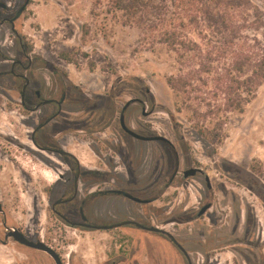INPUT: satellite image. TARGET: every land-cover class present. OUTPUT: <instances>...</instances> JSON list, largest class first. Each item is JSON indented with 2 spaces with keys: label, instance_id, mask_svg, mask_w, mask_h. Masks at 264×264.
Wrapping results in <instances>:
<instances>
[{
  "label": "rangeland",
  "instance_id": "1",
  "mask_svg": "<svg viewBox=\"0 0 264 264\" xmlns=\"http://www.w3.org/2000/svg\"><path fill=\"white\" fill-rule=\"evenodd\" d=\"M251 1L264 12V0ZM0 2L6 5L3 16L16 19V29L32 47L29 56L34 67L29 78L48 89L52 83L58 97L61 91L67 95L68 113L63 116L72 127L91 126L94 115L88 111L95 107L104 113L100 117L106 130L101 132L106 137L114 138L113 128L118 126L111 125L110 117L118 119L123 113L129 129L169 141L163 149L122 136L116 156L120 186L140 202L124 198L100 202L93 211H115L122 219L133 217L164 229L187 255L160 234L123 228L120 238L130 242L122 246L121 264H264V84L244 113L230 116L224 128L226 139L218 143L216 133L201 136L188 113L177 111L167 83L175 72L174 56L165 45L146 47L136 29L94 17V0ZM0 50L10 66L19 42L9 25H0ZM64 53L70 54L71 62L61 58ZM7 89L0 83V132L4 131L0 136L5 138H0V168L8 176L4 181L10 185L8 204L21 227L39 222L41 228L52 230L48 205L56 197L46 190L57 176L50 157L30 149L31 127L23 124L18 106L9 107L11 96L18 99V94ZM143 111L150 115L144 116ZM17 135L25 143L24 150L11 144ZM101 145L89 141L82 156L85 163L95 164L90 163L97 160L93 150ZM190 167L201 168L203 175L185 179L183 172ZM162 186L165 195L153 196ZM32 201L40 209L35 214L30 211ZM210 205L211 210L200 216ZM66 229L69 234L57 238L74 241L67 255H76L79 264H106L114 248L113 233ZM12 248H0V264L26 262ZM131 252L135 253L132 258Z\"/></svg>",
  "mask_w": 264,
  "mask_h": 264
},
{
  "label": "flooded vegetation",
  "instance_id": "2",
  "mask_svg": "<svg viewBox=\"0 0 264 264\" xmlns=\"http://www.w3.org/2000/svg\"><path fill=\"white\" fill-rule=\"evenodd\" d=\"M5 10L6 5L0 2V25H9L11 27L12 32L18 39L19 50L17 57L11 60L10 66H8V56L0 50V81L5 78H11L14 81L12 82L13 84H9V82L0 83L6 86L8 91H15L18 94V99L11 96L12 100L9 99V102L12 104H9V107L18 106L21 118L24 121L23 124L31 127L28 135L30 149L46 157L48 156V158L50 157L49 159L52 161L51 167L57 178L50 189L46 190L47 193L54 194L56 197L48 205V215L54 223L52 230L41 228L39 222L36 223V226L27 224L25 229L17 224L16 219L13 217L12 208L7 200L10 185L4 182L8 176L4 175V169L1 171L0 168V248L9 249V247L13 246L12 249L15 253L23 254L26 262L19 264H79L80 260L76 255L73 253L67 255L65 253L74 241L57 238L69 234L66 228L79 230L81 233L86 234L94 232L113 233L114 237L111 245L114 248L109 250V255H107L105 261L106 264H121V257L123 256L121 254L122 246L128 241L130 242V240H122L119 231L123 228H132L145 233H156L167 237L187 255L183 248L164 229L147 223H140L133 217L122 219L115 211H110L109 213L105 209L93 211V207L100 202L106 203L111 200L116 202L121 198L140 202L137 196L122 190L120 186L121 176L118 173L120 162L116 159V156L120 153L119 141L122 136L127 141L130 139L142 144L156 143L161 145L163 149H165V145H170L169 141L165 140L162 135L133 131L127 127L125 122L126 130L123 128L121 121L123 113H120L118 119L110 117L109 122L111 125L118 124V126L113 128L112 134L114 138L106 137V134L101 132L106 130L103 127L105 120L100 117L104 113L98 111L95 107L88 111L89 114L94 115L90 124L91 126L93 125L92 127L85 125L78 128L72 127L67 118L63 116L64 113H68L66 111L68 104L67 95L61 91L58 97L57 87H54L52 83L48 89L42 82H36L29 78V74L34 67V60L29 56L31 50L24 43L23 37L16 29V19L3 16L2 12ZM143 114L144 116L150 115H145V111H143ZM110 129L111 127H108L107 130ZM129 131L135 133L136 136ZM20 132L19 130L18 133L21 135ZM0 133H4V131ZM20 135L14 136V140L18 142L12 140L13 142L11 143L9 138H6V140L19 149L24 150L25 143ZM102 137H106V140ZM0 138L5 139L2 136ZM91 139L103 145L93 150L97 160L90 162L95 163L90 166L84 162L82 156L87 153L84 148L88 146ZM192 169L197 170L192 177L203 175L201 168L190 167L183 172L184 178L185 172ZM176 177L177 174L173 175L171 181L173 182ZM206 181L208 182V187L211 188L208 177ZM164 195L165 186H162L153 196L163 197ZM134 198L139 201L134 200ZM148 203L150 201L145 202V204ZM33 204L34 201L31 202L30 211L35 214L34 212H38L40 209L37 208L38 204L36 207ZM211 207V205L204 207L199 215L203 216L208 210H211ZM204 209L205 211H203ZM37 221H40L39 216ZM127 222L131 223L121 226V224ZM21 236L25 237L30 242V245L19 242L17 238ZM44 247L53 251L55 255L53 256L42 249ZM134 255L135 253L131 252L130 257L132 258Z\"/></svg>",
  "mask_w": 264,
  "mask_h": 264
},
{
  "label": "trees",
  "instance_id": "3",
  "mask_svg": "<svg viewBox=\"0 0 264 264\" xmlns=\"http://www.w3.org/2000/svg\"><path fill=\"white\" fill-rule=\"evenodd\" d=\"M91 14L136 29L146 47L165 45L175 107L205 138L224 142L230 116L264 84V12L251 0H94Z\"/></svg>",
  "mask_w": 264,
  "mask_h": 264
},
{
  "label": "water",
  "instance_id": "4",
  "mask_svg": "<svg viewBox=\"0 0 264 264\" xmlns=\"http://www.w3.org/2000/svg\"><path fill=\"white\" fill-rule=\"evenodd\" d=\"M121 121H122V126H123V128H125V129L127 130V127H126V125H125L124 114H122V116H121ZM129 132H130L131 134H133V135L136 136V134L133 133L132 131H129ZM155 139H161V138H155ZM165 140H167V139L165 138ZM196 172H197V170H194V169L185 172V178H189V177L194 176V175L196 174ZM134 200L139 201L138 199H135V198H134ZM205 209H206V208H205ZM205 209H204L203 211H205ZM128 223H131V222H127V223H125V224H121V226L126 225V224H128ZM17 239H18L19 242H21V243H23V244L30 245V242H29L25 237H23V236H21V237H19V238H17ZM36 247H40V246H36ZM42 249L46 250L48 253H50V254L53 255V256L55 255V254L53 253V251L49 250L48 248H45V247H44V248H42Z\"/></svg>",
  "mask_w": 264,
  "mask_h": 264
}]
</instances>
